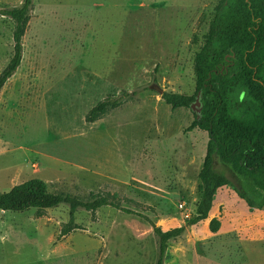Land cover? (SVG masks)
<instances>
[{
  "label": "rangeland",
  "instance_id": "rangeland-1",
  "mask_svg": "<svg viewBox=\"0 0 264 264\" xmlns=\"http://www.w3.org/2000/svg\"><path fill=\"white\" fill-rule=\"evenodd\" d=\"M219 1L34 0L21 65L0 90V191L39 178L51 192L100 193L133 213L81 209L83 229L59 238L66 204L0 210V264H155L154 226H185L165 264H264V209L233 187L218 190L207 220L189 224L208 134L155 89L195 92L194 57ZM13 45V22L0 16V73ZM130 93L87 122L98 102Z\"/></svg>",
  "mask_w": 264,
  "mask_h": 264
},
{
  "label": "trees",
  "instance_id": "trees-1",
  "mask_svg": "<svg viewBox=\"0 0 264 264\" xmlns=\"http://www.w3.org/2000/svg\"><path fill=\"white\" fill-rule=\"evenodd\" d=\"M34 0H24L19 6L0 7V16L13 22V54L0 73V90L16 73L23 58V37ZM196 89L193 94L161 93L162 100L172 109H191L196 95L202 90L200 116L194 114L189 129L199 128L208 134L207 150L199 172L200 197L194 205L190 225L207 220L215 197L223 187H233L239 197L253 209H264V0H220L215 15L204 35L203 43L193 61ZM135 95V92L133 93ZM124 97L110 96L98 102L87 114L94 122L110 109L119 107ZM216 163L227 171L216 168ZM66 204L69 221L60 232L62 238L83 227L76 222V213L83 209L95 212L113 207L133 213L108 196L91 192L80 198L67 192H51L39 178L15 185L8 192L0 191V210L23 212L44 210ZM221 222L212 219L210 229L217 232ZM185 226L168 230L154 226L158 239L155 264H165L168 246L179 238Z\"/></svg>",
  "mask_w": 264,
  "mask_h": 264
},
{
  "label": "water",
  "instance_id": "water-1",
  "mask_svg": "<svg viewBox=\"0 0 264 264\" xmlns=\"http://www.w3.org/2000/svg\"><path fill=\"white\" fill-rule=\"evenodd\" d=\"M155 89L163 93L162 89L159 87L155 86ZM201 97H202V90L198 91V94L196 95L194 103L191 105V110L197 114V116H200L201 110H202V105H201Z\"/></svg>",
  "mask_w": 264,
  "mask_h": 264
},
{
  "label": "crops",
  "instance_id": "crops-1",
  "mask_svg": "<svg viewBox=\"0 0 264 264\" xmlns=\"http://www.w3.org/2000/svg\"><path fill=\"white\" fill-rule=\"evenodd\" d=\"M260 226H264V220L260 221Z\"/></svg>",
  "mask_w": 264,
  "mask_h": 264
}]
</instances>
